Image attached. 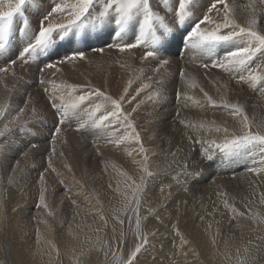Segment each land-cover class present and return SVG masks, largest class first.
Returning <instances> with one entry per match:
<instances>
[{
  "label": "bare ground",
  "instance_id": "6f19581e",
  "mask_svg": "<svg viewBox=\"0 0 264 264\" xmlns=\"http://www.w3.org/2000/svg\"><path fill=\"white\" fill-rule=\"evenodd\" d=\"M233 2L237 5V22L243 25L247 19L244 6L250 0H229L230 4ZM209 3L210 0H198L196 15H202ZM50 4L51 0H34V5H26L25 15L29 20V26L25 32L28 35H32L37 29L39 20L49 9ZM161 15H165L162 10ZM213 15L215 18V14ZM185 26H174V34H178ZM22 28H24L23 19L16 17L10 36L9 51L0 55V67L5 65L9 55L15 58L18 50L26 43L27 37L20 31ZM258 28L264 31V19L259 21ZM92 37L102 38L103 41L95 40L94 42ZM118 39L114 33L110 35L105 30L93 31L90 29L80 33H70L62 41L57 38L56 45L49 49V52L42 56L37 63L30 65L26 71L22 70L19 65L16 66L17 76L23 77V79L13 80L9 78L6 81L9 88L13 84L16 85L11 96L0 85V102L6 99L9 101L12 116L16 115V109L24 107V101L28 100L30 96L34 104H29V109L33 106L37 109L35 117L32 116L30 110H26L23 118L28 123L24 129L15 130L7 138L0 137V143L7 146L6 152L0 156V162H10L12 167H15L16 161L19 160L24 168L23 173L17 174L16 180L12 184H9L7 179L9 175H12L11 168L2 167L0 169V264H78L79 253L82 249L86 250L90 246L86 242L87 237H91L92 243H95L97 235L100 239H110L113 236L111 220H109L108 227L98 234L93 232L92 227L93 223L98 227L101 226L100 215L107 218L113 208L120 207L121 193L131 195V191L126 187V178L121 173L126 172L133 176L137 182H139L141 175L140 168L133 163L134 160L141 159V156L134 151V149H138L134 142L126 141L120 147L107 143L109 138L116 139L126 134L122 125L117 124L115 128L77 131V118H73L61 126L62 131L56 140L57 153H64L62 158L53 157L52 166L56 172L45 173L46 202L49 204V210L37 207L40 188L39 178L41 173H44V169L48 167L47 157L51 147V132L54 127L52 121L55 118L52 111L46 106V97L43 93L44 86L39 83L40 73L37 71V66L42 67L43 63L55 61L74 50L84 52L87 50L85 52L88 56L87 61L77 62L75 65H65L63 72L58 73L55 78L50 75H46L44 78L46 80L55 79L57 84L66 82L84 85L90 82L93 87L101 88L114 98H118L129 79L133 80L129 89L130 95H135V90L140 88L142 84L151 83L152 87L146 89L137 98L144 100L145 103L138 108L137 112L133 113L132 119L137 131L140 132L148 155H151V149H155V152L167 157L163 161V166L166 162L173 160L172 152L177 153L176 159H178L189 148L185 133L194 135L179 122L180 120L195 124L203 122L208 127H212L213 122L215 125H226L229 129L232 128V123L236 127L239 126V118H233L229 111L223 107L206 105L201 108L194 104L193 101L203 98V94L199 90L200 87L218 103L223 97L229 103L242 105L253 127L256 125L255 122H264V107L250 103L248 93L246 95L238 87H233L228 83L231 78L228 74L220 70L221 74L219 75L209 65L215 59V53L220 56L224 54L222 48L217 47L212 53H209L204 50L185 47L184 42L175 41L168 47L167 51L161 52V58L168 59L170 63L160 75H157L150 69H154L159 61L146 62L144 65L138 62L139 66L134 64L135 59L142 55L143 49L135 50L134 57L130 58L120 54L115 48H107L108 43L116 42ZM168 39L171 40V36ZM123 40H131L129 32L126 31L123 34ZM98 46L104 48L103 53L92 51ZM117 60L126 63V66L122 68L120 64L116 63ZM203 64H208L209 67L205 69L202 67ZM141 68L144 69V72L140 71ZM181 69L185 74L183 77L180 75ZM218 73L220 72L218 71ZM222 74L223 76H221ZM148 77H152V81H149ZM157 80H161L163 83H156ZM186 80H194L198 86L188 88L185 83ZM48 87L51 91V86ZM157 91L161 93L159 98L147 100L149 94H154ZM178 92H187L189 96L193 97V101H188V107H184L183 97L177 98ZM174 103L178 106L179 117H177V110H173L174 107L171 108ZM134 106L135 103L125 104V111H131ZM163 109H166L164 110L166 113L163 112L165 115L157 113L158 110ZM84 118L86 119V117ZM4 122L6 123L7 119ZM235 129L233 128V130ZM144 131L147 132L144 134ZM208 133L209 131H203V135L205 134L207 138ZM210 133L211 139L219 140L223 135L214 131ZM33 144L37 145L38 151L30 152L29 157L25 159L24 152L29 151ZM151 145L156 147L151 148ZM178 149H182V151H178ZM127 150L132 151L133 155L129 156L128 153H125ZM92 151L98 154L91 155ZM237 156L239 159L236 158V154L229 156V163L236 166L232 172L238 171L239 174H243L239 171L241 170L238 167L239 161H247L248 165L254 166L253 161H258L260 158L258 151H254L251 155L245 152ZM65 165H69L71 171ZM112 165L116 167L113 168ZM106 168L107 171H105ZM149 169H152V166ZM182 170H179L180 173ZM193 170L197 172L199 169ZM257 176L243 174L239 178L220 181L221 178L220 182L214 186L215 188H206L200 191L192 189L190 193L187 190L189 194L184 195V197L182 195L181 197L173 196L169 200L168 206L165 205V201L167 202L169 198L160 196L158 202H152L154 199H152L154 197L152 193L155 192L156 188L149 185L151 193L145 181L140 206L141 231L150 234L155 230L158 231L162 223L172 221V224H177L179 234L171 229L170 233L161 239L156 236L157 239L153 240L155 236H149V250H147L148 252L142 250L135 264H162L163 261L168 264L172 262L174 264H237L236 250L239 248L241 255H243V249L248 246L250 240L259 245V247L250 248L249 255L252 257L250 264H264V241L257 240V237H264V222L261 220V217H264V204L260 203L261 196L264 195V174L260 175L263 181L256 179ZM152 178L154 179V177ZM158 178L161 180L160 177ZM60 180L64 181L63 185L59 183ZM160 180H157L158 184ZM109 184L112 185L111 188ZM117 187L119 191L116 190ZM169 190L167 189V191ZM181 191L186 193V191ZM159 192L161 191L159 190ZM221 192L227 193V197L224 198L229 199V203H235V207L240 212L245 213L244 217L234 218L237 222L236 228L231 231L228 227L226 229L223 226V218L228 216L225 215L226 213L230 214L231 217L235 214L224 209L222 198L218 196V193ZM149 194L150 196H148ZM69 196L71 199L68 198ZM185 196L190 201L183 205L182 200ZM71 200H75L76 204H72ZM246 203L251 209V213L248 212V208L244 207ZM145 204H150L149 206L156 210L159 219L156 216H148V209H146ZM173 206H176V209ZM167 207L168 210L165 211ZM172 207L174 209H170ZM160 208L162 210H159ZM214 208L217 211L213 212ZM49 212L52 214L50 215ZM170 214L174 217L164 218ZM146 216L147 219H144ZM201 216L204 217L203 220L200 219ZM117 227L116 235H119L121 231L124 233L123 244L118 248L116 241L112 240L111 253L105 255L104 252H94L91 264H118L120 254L125 251L127 256L130 252V244L136 241L135 235H133L135 232L134 213L128 212L125 224ZM181 237L189 241L182 251L179 248ZM129 239L130 243L128 242ZM183 253H187V255Z\"/></svg>",
  "mask_w": 264,
  "mask_h": 264
},
{
  "label": "snow or ice",
  "instance_id": "6c2138e0",
  "mask_svg": "<svg viewBox=\"0 0 264 264\" xmlns=\"http://www.w3.org/2000/svg\"><path fill=\"white\" fill-rule=\"evenodd\" d=\"M29 4L34 5V0H0V55L9 51L10 36L16 17L23 19L24 28L20 31L27 37L26 43L18 50L15 58L9 55L5 65L0 67V85L3 86L9 96H11L16 85L13 84L9 88L6 81L9 78L13 80L23 79V77L17 76V65L26 71L30 65L37 63L42 56L49 52V49L56 45L57 38L62 41L70 33H80L86 29L93 31L105 30L110 35L114 33L119 39L116 42L108 43L107 48H115L120 54L127 55L130 58L134 57L135 50L143 49L142 55L138 58L140 64L144 65L146 62L159 61L154 69H150L157 75H160L162 70L166 69L170 63L168 59L161 58V52L167 51L173 42L181 41L184 42L185 47L200 49L209 53H212L217 47H221L224 54L213 60L211 67L218 68L230 77H234L237 83L249 84L253 89L257 85L264 84V63H257L255 67H252L258 56L264 57V31L258 28L259 21L264 19V0H250L244 6L247 19L243 25L237 22V5L234 2L230 4L229 0H210L208 7L200 16L196 15L198 0H51L49 9L42 15L38 27L32 35L25 32V29L29 26V20L25 15L26 5ZM161 10L164 11L165 15H161ZM213 14H215V18ZM176 25L186 26L178 34H174L173 29ZM126 31L130 33V41L123 40V34ZM169 36H171V40L168 39ZM92 51L103 53L104 48L92 49ZM87 60L88 56L84 51L74 50L55 61L43 63L42 67L37 66V71L40 73L39 83L44 86L43 93L46 97V106L55 117V124L51 132V147L47 157L48 167L44 169V173H41L39 178L40 188L37 207L49 210V204L46 202L45 173L49 171L56 172V169L52 166L53 157L62 158L64 156L63 152L57 153L55 146L63 124L70 119L77 118V131L115 128L117 124L122 125L126 134L116 139L109 138L107 143L120 147L126 141H132L138 146V149H134V151L141 156V159L134 160L133 163L140 168L139 182L126 172L121 173L126 178V187L131 191V195L121 193L120 207L113 208L107 218L100 215L102 224L100 227L93 229V232L98 234L108 227L109 220H111L113 223L111 229L113 236L110 239H100L97 235L95 243H92L91 237H87L86 242L90 246L86 250H81L78 256V264H91L94 252H104L105 255L111 253L112 240L116 241L118 248L123 244L124 233L121 231L119 235H116L117 226L125 224L127 213L130 211L135 215L134 235L136 242L126 258L120 261V264H135L138 255L150 243L148 234L141 231V194L146 178L154 177L157 173L149 170L148 150L142 142L140 132L136 129L132 115L145 103L144 100H138L137 98L146 89H150L152 84L144 83L135 90V95H130L129 89L133 84V80L129 79L118 98H114L101 88L93 87L90 82L84 85L68 84L66 82L57 84L55 79L46 80L44 78L46 75L55 78L58 73L63 72V66L75 65L77 62ZM116 63L120 64L122 68L126 66V63H121L120 60H117ZM128 66L130 67V65ZM202 67L207 69L209 65L203 64ZM140 71L144 72V69L141 68ZM180 75L182 77L185 75L183 69H181ZM148 80L152 81V77H148ZM156 83H163V81L157 80ZM185 83L188 88L198 86L194 80H186ZM199 90L203 94L202 100L193 101V97L189 96L187 92H178L177 98L183 97L184 107L189 106L188 101H193L201 108L206 105L223 107L229 111L233 118H239L238 131H230L226 125H215L214 122L212 127H208L203 122L195 124L186 123L184 120L179 121L186 129L194 133V135L188 132L185 133L190 143H207L209 145L201 153V159L212 160L213 147L228 156L245 152L251 155L254 151H258L260 160H254V166L248 167L247 171L258 176L264 174V130L253 127L244 107L239 103H229L223 97L218 103L202 87ZM260 90L264 92V88ZM160 95L159 91L149 94L147 100L157 99ZM133 103H135V106L131 108V111H125L124 105ZM29 104H34L31 96L24 101V107L16 109V115L12 116L9 101L6 99L0 102V124H2L0 137L7 138L15 130L26 127L28 121L23 118L26 110H30L33 117L37 115L35 106L29 109ZM179 115V110H177V117ZM5 119H7L6 123L4 122ZM201 131H214L223 135L219 140L205 141L200 136ZM6 149L7 146L0 143V156L6 152ZM32 151H38L37 145H31L29 151L24 152V158L27 159ZM97 151L99 152V149ZM178 151H182V149H178ZM128 155L132 156L133 152L129 151ZM171 156L173 160L166 162L163 167H159L157 172L168 174L173 165L179 163L176 159V152H172ZM0 167L11 168L12 175L7 177L9 184L14 183L16 175L24 171L19 160L16 161L15 167H12L10 162L0 163ZM65 167L71 171L69 165H65ZM112 167L115 168L116 166L112 165ZM182 168L183 174L192 177L194 181L199 176L198 172L189 173L187 171L186 159L182 164ZM105 171H107V168ZM59 183L63 185L64 181L60 180ZM176 183L182 185L185 191L188 190L187 181L177 180ZM109 187L111 188L112 185L109 184ZM171 187V184L165 185L161 187L160 191L164 193L165 188L171 189ZM116 190L119 191V188L117 187ZM167 195L170 198L171 192L169 191ZM227 195L225 192L218 193V196L222 198L224 209L234 213V218L244 217L245 213L240 212L235 207V203H229V199L224 198ZM68 198L71 199L70 196ZM71 202L74 205L76 204L75 200H71ZM260 203L264 204V195L261 196ZM244 207L248 208V204L246 203ZM215 211L217 209L214 208L213 212ZM147 212L148 216H156L159 219L153 208L149 207ZM248 212L251 213L250 208H248ZM49 214L52 213L49 212ZM144 219H147V216ZM200 219L203 220L204 217L201 216ZM261 220L264 222V217H261ZM171 227L179 234L177 224L173 223ZM152 235L155 236L156 233L153 232ZM257 240L264 241V237H257ZM213 242L215 243V241ZM188 243L187 239L181 237L180 250L182 251ZM256 247H259V245L250 240L248 246L243 249V255H241V250L238 248L236 250L237 264H250L252 260L249 255L250 248ZM183 254L187 255V253Z\"/></svg>",
  "mask_w": 264,
  "mask_h": 264
},
{
  "label": "rangeland",
  "instance_id": "374dc122",
  "mask_svg": "<svg viewBox=\"0 0 264 264\" xmlns=\"http://www.w3.org/2000/svg\"><path fill=\"white\" fill-rule=\"evenodd\" d=\"M92 39V41H94L95 42V40L97 41V40H100V41H103V39L102 38H98V37H92L91 38ZM101 47H103L102 45H101ZM100 46H98V47H95V48H93V49H99V48H101ZM221 48V47H220ZM179 51H181V50H179ZM85 52H87V50L85 51ZM218 57H220V55H218V53H215V56H214V58L215 59H217ZM214 59V60H215ZM259 59V60H258ZM137 61V62H136ZM136 62V63H135ZM138 62H139V59H135V61H134V64L136 65H138ZM257 63H264V57H259V58H257L256 60H255V62L252 64V67H255L256 66V64ZM194 65H196V66H198V64H195L194 63ZM210 66H211V64H209ZM139 66V65H138ZM212 69L214 70V71H216V73L217 74H221V71H220V69L219 70H216L217 68H213L212 67ZM218 71L220 72V73H218ZM221 76H223V74L221 75ZM233 79V80H232ZM226 80V79H225ZM227 81V80H226ZM228 83L230 84V85H232L233 87H238L241 91H243V93L244 94H246V95H248L249 96V100H251L250 101V103H252L253 105H259V106H261V107H264V92H262L260 89L261 88H264V85L263 84H261V85H257V88H255V89H253L252 87H250L249 86V84H247V83H244V84H240V83H237V81H236V79H234L233 77H231L230 78V80L228 81ZM248 85V86H247ZM260 88V89H259ZM258 90V91H257ZM260 90V91H259ZM253 91V92H252ZM248 93V94H247ZM258 96V97H257ZM251 98V99H250ZM262 99V100H261ZM257 101V102H256ZM174 107V109L173 110H177L178 109V106H176V103H174L173 105H172V107L171 108H173ZM154 108V107H153ZM167 109V108H166ZM166 109H163V110H158L157 111V113L158 114H161V115H165L164 113H166L164 110H166ZM156 111V110H155ZM168 111V110H167ZM164 112V113H163ZM181 112V111H180ZM176 115V114H175ZM54 121H55V118H54ZM54 121H52V123L53 124H55L54 123ZM264 122H255V126H254V128L255 127H259L260 129L262 128V130H264V124H263ZM52 124V125H53ZM258 124H259V126H258ZM231 126H232V128L231 129H229L230 131H233V128H236L235 130L236 131H238L239 129H237L239 126H237L236 127V125L235 124H231ZM235 126V127H234ZM261 126V127H260ZM147 131H144L143 133L145 134ZM211 133L209 132L208 133V138L205 136V134L203 135V131H201V133H200V136L205 140V141H210L211 140ZM207 138V139H206ZM188 141V140H187ZM186 141V142H187ZM189 142V141H188ZM189 146V148L185 151V153L181 156V157H179L177 160L179 161V163L178 164H176V165H173V167L172 168H174L173 170H172V168H171V170H169V172H168V174H164V173H162V172H159V173H161V174H157L156 176H154V179L152 178V177H147L146 178V186H147V188H148V190L152 193V191L149 189V185H153L155 188H156V190H155V192H153L152 193V195L154 196V197H152V199L154 200H152V202H155V201H157L158 202V200H159V197L161 196V197H165V198H168L167 196V194H168V192L170 191L171 192V197L167 200V202L165 201V205L166 206H168V204L170 203V199L174 196H177V197H181V195L184 197V195H187V194H189L190 192H191V190L192 189H194L195 191H200V190H203V189H206V188H212V187H214L216 184H218L220 181H222V180H226V179H229V180H232V178L233 179H235V178H239L240 176H243V174H245V175H247V174H251V175H256V174H253V173H249V172H247V168L248 167H252V166H250V165H248V162L246 161H239L238 162V167L239 168H241V170H239L240 172H243V174L242 173H240L239 174V172L238 171H233L232 172V169L233 170H235L236 169V166H233V164H230L229 163V156L228 155H225V154H223V153H221L219 150H217V149H215L214 147L212 148L213 150V158H212V160H210V162H209V160H202L201 159V153L203 152V150H204V148L205 147H208L209 145L207 144V143H205V144H202L201 145V143H187ZM154 146L155 145H151V148H154ZM194 146V147H193ZM198 146V147H197ZM201 146H203V147H201ZM156 147V146H155ZM196 147V148H195ZM122 148V147H121ZM199 148V149H198ZM191 149V150H190ZM197 150V151H195V150ZM152 150V153H151V157L149 156V160H148V164H150L149 165V168H150V166H152V169H149L150 171H152V172H154V173H157V172H155V171H157V167H163V161H164V159H166L167 157L165 156V155H163V154H159L158 152H155L156 150L154 149H151ZM195 151V152H194ZM217 151V152H216ZM129 152V150H127L125 153H128ZM190 154H189V153ZM198 152V153H197ZM194 153H197V154H194ZM93 154H98V153H96V152H94V151H92L91 152V155H93ZM156 154V155H155ZM102 155V154H101ZM190 155V156H189ZM198 155V156H197ZM237 155H240V153L239 154H236V158L237 159H239L238 158V156ZM198 157V158H197ZM159 158V159H158ZM181 158V159H180ZM158 159V160H157ZM161 159V160H160ZM183 159V160H182ZM185 159H186V162H187V164H188V166H190V167H188L187 169H189V170H187V171H189V173H191L190 171H192L193 169H199V170H197V172L198 173H200L199 174V177H197L196 179H195V181H193V179H192V177H190V176H184V174H181V173H183V168H181L182 167V164L185 162ZM197 159V160H196ZM160 160V161H159ZM190 160V161H189ZM218 160V161H217ZM259 160H260V158H259ZM258 160V161H259ZM159 161V162H158ZM183 161V162H182ZM195 161V162H194ZM201 161H203V162H201ZM220 161V162H219ZM189 162V163H188ZM191 162V163H190ZM222 162V163H221ZM1 163V162H0ZM154 163H156V164H154ZM199 163V164H198ZM217 163V164H216ZM219 163V164H218ZM190 164V165H189ZM201 164V165H200ZM222 164V165H221ZM161 165V166H160ZM179 165V166H178ZM193 165V166H192ZM195 165V166H194ZM200 165V166H199ZM209 165H210V167H209ZM219 165V166H218ZM225 165V166H224ZM229 165V166H228ZM176 166V167H175ZM199 166V167H198ZM224 166V167H223ZM257 166V165H256ZM195 167V168H194ZM213 167V168H212ZM215 168V169H214ZM218 168H221V169H219L218 170ZM222 168H224V169H222ZM244 168V169H243ZM0 169H2V167H0ZM155 169V170H154ZM206 169V170H205ZM211 169V170H210ZM179 170H182L181 171V173H180V171ZM172 171V172H171ZM177 171V172H176ZM246 171V172H245ZM179 172V173H178ZM192 172H196L195 170H193ZM203 172V173H202ZM223 172V173H222ZM237 174H236V173ZM179 174V175H177V174ZM164 174V175H163ZM206 174V175H205ZM217 176H216V175ZM228 174V175H227ZM162 177H161V176ZM181 175H183V176H181ZM167 178H166V177ZM173 178H172V177ZM177 176H178V178H179V180L180 181H183L184 179V181H187V187H188V191H189V193H188V191H186V193L185 192H182L181 190H183V191H185L184 190V187L182 186V185H179V184H177L175 181H177L178 180V178H177ZM220 176V177H219ZM235 176V177H234ZM158 177H160L161 178V180L158 178ZM165 177V178H164ZM169 177H170V179H169ZM189 177V178H188ZM217 178V179H214V178ZM224 177H226V178H224ZM229 177V178H228ZM152 178V179H151ZM163 178V179H162ZM181 178V179H180ZM222 178V179H221ZM256 179H258L259 181H263L262 180V177L259 175V176H257V177H255ZM165 179H167V180H165ZM169 179V180H168ZM172 179V180H171ZM190 179V180H189ZM203 179V181H201ZM211 179V180H210ZM214 179V180H213ZM221 179V180H220ZM160 180V182H159V184H158V181ZM189 180V181H188ZM220 180V181H219ZM173 181V182H172ZM210 181V182H209ZM216 181V182H215ZM147 182H148V185H147ZM196 182V183H195ZM215 182V183H214ZM154 183V184H153ZM191 183V184H190ZM198 183V184H197ZM206 183V184H205ZM162 184H164V185H168V184H171L172 185V189H168L169 191H167V189L165 188V192H164V194L163 193H161V192H159V190L161 189V187H163V186H160V185H162ZM175 185V186H174ZM149 186V187H148ZM180 186V187H179ZM190 186V187H189ZM194 186H196V187H194ZM202 188H201V187ZM181 187H182V189H181ZM193 187V188H192ZM175 188V189H174ZM215 188V187H214ZM213 188V189H214ZM158 189V190H157ZM175 190V192H174V190ZM194 190H193V192H194ZM157 191V192H156ZM177 191V192H176ZM178 191H180V192H178ZM155 193H159L158 195L157 194H155ZM184 193V194H183ZM163 195V196H162ZM148 196H150V194L148 195ZM158 199H157V198ZM186 199V200H185ZM145 200H147V198H145ZM163 201V202H164ZM189 199L187 198V196H185V198H183V200H182V203H183V205H186V203L188 204L189 203ZM149 203H151V202H149ZM151 204H153V203H151ZM150 205V204H149ZM148 204H145V207H147L146 209H148L150 206H149ZM174 207V206H173ZM170 208V209H176V206L174 207V208ZM162 208V207H161ZM159 209V210H162V209ZM168 210V207L165 209V211H167ZM156 211V210H155ZM225 215H228L227 217H229V218H227V217H225V218H223V226L224 227H226V229H227V227L230 229V231L231 230H233L234 228H236V218L234 219V216H232L231 217V215L230 214H228V213H226ZM171 217H174V216H172L171 214L170 215H168L167 217H164V218H166V219H169V218H171ZM227 219V220H226ZM231 219V220H230ZM229 220V221H228ZM231 222V223H230ZM230 224V225H229ZM161 225H162V227H161ZM160 226H159V229H158V231H154L155 233H156V235H155V237L152 235V233H150V234H148V236H150V237H154V239L153 240H155V239H161V238H163V237H165V236H167L169 233H170V230L172 229V227H171V225H172V221H169V222H167V223H162ZM169 225V226H168ZM165 226V227H164ZM98 226H96L95 225V223H93V229H95V228H97ZM168 229H167V228ZM164 228H166V229H164ZM103 231V230H102ZM162 231H164L163 233H162ZM161 233V235H159V233ZM133 235H134V232H133ZM156 236H157V238H156ZM132 237V236H131ZM129 243H130V239H129V241H128ZM136 242V241H135ZM132 244V245H131ZM130 244V246H131V249L134 247V244L135 243H131ZM146 249H144V252L146 251V252H148L147 250H149V245H147L146 247H145ZM148 248V249H147ZM124 258H126V252L124 251V252H122L121 254H120V258H119V261H118V264H120V261L122 260V259H124ZM169 261V260H168ZM162 264H168V263H166V261H163V262H161ZM170 264H174L173 262L172 263H170Z\"/></svg>",
  "mask_w": 264,
  "mask_h": 264
}]
</instances>
